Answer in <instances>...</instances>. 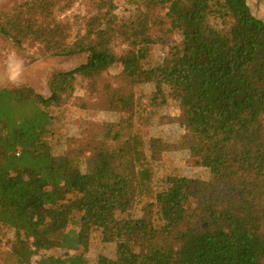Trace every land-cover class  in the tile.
I'll use <instances>...</instances> for the list:
<instances>
[{
	"label": "trees",
	"instance_id": "1",
	"mask_svg": "<svg viewBox=\"0 0 264 264\" xmlns=\"http://www.w3.org/2000/svg\"><path fill=\"white\" fill-rule=\"evenodd\" d=\"M79 1L30 0L0 20V35L17 46L34 40L54 57L87 55L48 80L47 98L27 86L0 89V230L15 231L11 256L32 264L55 245L58 255L38 264H88L85 249L100 230L121 248L107 264H264V21L248 0H125L135 14L123 19L117 0H91L94 14L72 41L57 13ZM214 6L236 25L213 30ZM176 33L182 41L154 65V47ZM119 41L128 46L120 57L128 88L103 90L118 122L81 124L78 150L55 155L50 137L63 121L53 111L72 101L78 78L99 92ZM139 82L185 104L180 146L209 169L208 180L173 173L156 190ZM148 146L166 150L157 139ZM84 153L95 157L85 172ZM145 204L142 218L129 214Z\"/></svg>",
	"mask_w": 264,
	"mask_h": 264
},
{
	"label": "rangeland",
	"instance_id": "2",
	"mask_svg": "<svg viewBox=\"0 0 264 264\" xmlns=\"http://www.w3.org/2000/svg\"><path fill=\"white\" fill-rule=\"evenodd\" d=\"M30 0H0V20L6 16H11L17 8ZM91 0H80L71 9L64 13H57L60 21L71 27V40L78 35L84 34V26L88 17L94 13V3ZM253 14L264 21V0H248ZM62 5V4H61ZM117 9L115 13L121 18H129L135 14L133 6L125 0L116 1ZM210 24L213 30L232 28L236 24L222 18L217 6H214L210 15ZM182 34L176 33L163 43L154 47L151 62L156 65L164 59L169 52L172 42L180 43ZM128 50V46L119 42L114 45V52L117 61L112 67L103 73L102 81L99 85V92L92 93L88 90L85 81L78 78L73 99L63 108L54 110L55 114L61 115L62 123L55 128V133L50 137L52 152L55 155L78 150V145L74 139H81V124L103 122L116 123L119 114L106 109L104 98V88L111 86L113 89H127L125 85L126 75L120 62ZM87 61L86 54L73 55L69 57H54L47 54L43 46L34 40H28L22 46H17L10 39L0 35V89L27 86L33 88L44 97L50 96L48 80L55 74L73 70ZM140 81V80H139ZM162 91V96L155 103L156 92ZM137 96V103L140 108L147 110L146 122L148 136L146 140V154L150 160V165L154 171V183L156 190L162 192L168 188L167 176L173 173L189 179L208 180L210 178L209 169L203 167L200 161L190 156L187 150H182L180 143L186 134L184 125L177 121L185 116L186 106L178 99L170 95V90L158 89L151 83H137L133 87ZM158 97V96H157ZM96 128L90 130L94 134ZM157 139L165 144L166 150L163 153L151 154L148 149V141ZM83 148V147H81ZM82 170H91L94 166V154H82ZM146 204L138 207L129 214L133 218H142L145 214ZM120 217V214H119ZM158 228L163 226V222L156 217ZM15 242V231L13 229L0 230V264H18L11 256L12 245ZM121 250L118 244L104 243L100 230L93 232L91 243L85 249L88 264H107ZM60 251L55 245L48 250L32 257V264H38L42 256L58 255Z\"/></svg>",
	"mask_w": 264,
	"mask_h": 264
}]
</instances>
